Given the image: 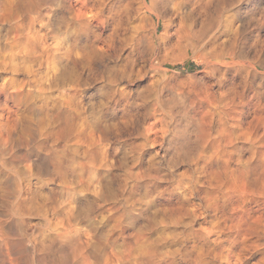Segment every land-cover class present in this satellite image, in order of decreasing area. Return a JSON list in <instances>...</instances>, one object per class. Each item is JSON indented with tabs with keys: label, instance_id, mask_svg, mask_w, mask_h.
Segmentation results:
<instances>
[{
	"label": "bare ground",
	"instance_id": "obj_1",
	"mask_svg": "<svg viewBox=\"0 0 264 264\" xmlns=\"http://www.w3.org/2000/svg\"><path fill=\"white\" fill-rule=\"evenodd\" d=\"M3 2L0 0V84L23 87L31 78L37 84L43 81L38 95L55 97L54 85L77 72L75 60L81 55L77 52L69 59L65 51L69 44L61 38L65 0H44L50 5L47 8L36 7L41 0H7V9ZM94 3L88 0L85 7L91 9ZM128 3L117 0L112 6L126 16L135 15L138 4L126 8ZM92 14L75 8L77 18ZM33 19L39 23L33 25ZM183 26L177 17V27ZM163 30V24L156 26L157 33ZM173 40L171 54L186 57L193 53L194 49L186 51L188 41L183 34ZM125 41L130 46L122 49L121 61L138 45L152 48L146 17L132 21L131 29L116 41L117 47ZM98 50L104 52L105 48L100 45ZM224 51L222 44L199 56L206 64L219 60ZM118 66L124 67V63ZM132 71H141V64ZM144 81L150 82V76L137 82ZM5 96L0 91V102ZM8 107L13 112L4 119L12 121L10 131L24 118L39 120L41 131L48 126L58 143L52 156L41 153L35 162H25V170L36 173L28 178L21 176L22 161L15 159L22 149L8 156L0 151V264H10L12 245L6 241L12 240L36 243L37 259L48 258L46 264H264V101L255 100L243 113L232 103L230 93L222 94L219 102L194 101L189 109L195 112L190 139L175 144L168 154L163 150L167 129L158 116L148 117L144 125L150 126L151 143L139 152L135 168L130 167L126 149L116 152L114 148L117 143L126 148L143 146V137L125 134L119 141L106 143L99 135L84 137L72 119L53 128L55 109L51 113L40 108L16 111L12 101ZM0 141L8 144L9 137ZM156 153L157 159L164 157L165 161L177 156L191 160L194 153L199 159L180 163L169 174V179L176 177L172 181L177 186L175 195L154 205L125 206L147 182L145 169ZM56 157L61 162V179L50 188L47 171ZM193 169L197 176L192 175ZM166 171V167L153 169L151 175ZM182 176L188 180L198 177L188 198L184 193L189 188ZM49 201L62 205L55 215L47 211Z\"/></svg>",
	"mask_w": 264,
	"mask_h": 264
},
{
	"label": "clouds",
	"instance_id": "obj_2",
	"mask_svg": "<svg viewBox=\"0 0 264 264\" xmlns=\"http://www.w3.org/2000/svg\"><path fill=\"white\" fill-rule=\"evenodd\" d=\"M87 3L88 0H75V4L72 0H65L62 6L65 24L62 25L61 38L69 44L65 51L69 59H74L77 52L81 55L75 60L77 72L59 79L54 85L55 97L38 95L43 81L37 84L31 78L23 87L11 86L7 82L0 84V91L6 93L4 101L0 102V138L9 137L8 144L0 141V151L8 156L17 149L23 150L16 154L15 159L22 161L19 169L24 178L36 175L25 170V162H35L41 153L46 157L52 156L58 140L54 138V132L48 131V126L41 131L39 120L24 118L17 121V127L10 131L12 121L4 119L5 114L13 112L8 107L9 101L16 111L40 108L49 109L51 113L55 109L53 119L56 124L51 125L53 128L63 120L72 119L84 137L99 135L106 143L119 141L125 134L143 137V146L126 148L119 143L115 145L116 152L126 149L131 158V168L139 163V152L151 143L150 126L146 128L144 125L148 117L158 116L161 126L167 129V146L163 150L168 154L175 144L190 139L195 112L189 109L194 101L210 99L219 102L222 94L230 93L232 103L239 107L241 113L255 100L264 101V75L257 74V71L264 73V0H129L126 8L133 4L139 6L131 16L112 6L117 0H95L91 9L85 7ZM9 6L4 0L3 7L7 9ZM77 6L93 14L77 18ZM36 7L47 8L50 5L41 0ZM137 16L148 20L152 48L138 45L121 61L122 49L130 45L125 41L117 47L116 41L131 29ZM177 17L183 21V28L177 27ZM37 23L39 21L32 20L33 25ZM159 24H163L164 30L157 33ZM179 34L188 41L186 51L194 49V55L219 48L222 44L224 54L219 60L206 63L196 71L184 66L179 73L165 72L160 66L173 50V38ZM100 45L104 46V52L98 50ZM157 49L160 59H157ZM121 63L124 67L118 66ZM137 63L141 64V71L133 72L132 68ZM148 76L151 82H137ZM29 88L30 91L27 90ZM13 92L16 95H12ZM158 156L159 153L151 156L149 167L145 169L147 182L136 189V199L130 204L126 201L125 206L154 205L158 200L175 195L177 186L172 181L176 177L169 179V174L175 172L180 163H195L199 159L195 153L191 160L177 156L165 161L164 157L157 159ZM60 163L56 157L47 171L52 182L50 188L61 179ZM165 167L167 171L163 175H151L153 169L163 170ZM192 175L197 176L195 169ZM181 181L189 188V193H184L188 198L192 186L198 183V177L188 180L182 176ZM61 206L58 201H49L47 211L55 215ZM6 242L12 245L10 264H46L48 258L39 256L37 259L39 249L36 243Z\"/></svg>",
	"mask_w": 264,
	"mask_h": 264
},
{
	"label": "rangeland",
	"instance_id": "obj_3",
	"mask_svg": "<svg viewBox=\"0 0 264 264\" xmlns=\"http://www.w3.org/2000/svg\"><path fill=\"white\" fill-rule=\"evenodd\" d=\"M170 54H169L170 57L167 56L168 59H165V63H163L164 65L162 64L160 66L161 70L168 73H172V72L179 73V69L184 66H190L189 69L190 71H196L197 69H202L205 65L204 63H202V59L200 58V56L194 55L193 53L187 54L186 57L180 56L178 52L175 53L172 52V54L171 55ZM150 82H151V77H150Z\"/></svg>",
	"mask_w": 264,
	"mask_h": 264
}]
</instances>
